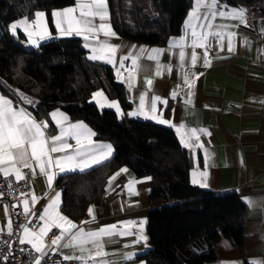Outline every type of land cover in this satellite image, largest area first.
<instances>
[{
	"label": "trees",
	"instance_id": "1",
	"mask_svg": "<svg viewBox=\"0 0 264 264\" xmlns=\"http://www.w3.org/2000/svg\"><path fill=\"white\" fill-rule=\"evenodd\" d=\"M75 0H0V82L11 94L30 97L36 116L54 109L84 120L95 137L107 139L112 155L84 171L57 178L61 188V211L81 220L87 205L99 199L108 175L120 166L135 177H151L150 207L146 217L149 248L141 254L146 264H203L211 259L219 237L232 247L243 243L246 204L235 191L215 193L189 183L184 149L167 126L122 116L89 101L101 89L123 109L130 108L122 85L114 80L109 65L88 59V51L76 36L50 38L38 46H25L24 35L6 29L20 17H33L72 5ZM228 3L255 0H224ZM110 23L120 37L147 44H164L181 31L192 0H107Z\"/></svg>",
	"mask_w": 264,
	"mask_h": 264
},
{
	"label": "crops",
	"instance_id": "2",
	"mask_svg": "<svg viewBox=\"0 0 264 264\" xmlns=\"http://www.w3.org/2000/svg\"><path fill=\"white\" fill-rule=\"evenodd\" d=\"M195 2L196 0H192L191 6L185 13L181 31L177 35L167 37L164 44L135 42L122 38L117 34L116 37L107 38L110 43L120 46L116 54L117 61L120 57L132 53L134 56L139 57L138 63L140 67L133 74V78L130 81L132 86L130 88L127 77L132 67L131 59L125 61L124 68H120L118 62L113 66L111 63L96 60L111 67L114 80L122 85L125 98L130 103V108L128 109H123L119 104L123 115H119L115 108L106 106L103 108L113 109L119 118L122 116L136 117L170 127L186 153L190 184L215 193L235 191L244 202L245 199L242 197H246L255 203L254 207H249L248 203L245 202L246 214L242 245L240 247H232L230 239L219 237L217 242L212 246L213 257L205 260L203 264H253V262L255 264H264V117H261L259 114V107L264 103V66L260 63L261 50L264 47V31H262L264 29V19L254 20L245 26L237 20L217 17L214 24L227 25L228 28L225 31L236 32L237 35L233 38L234 51L228 52L227 38L223 41L224 50L220 51L219 43L210 37L213 44L209 48L208 56L211 66H204V49L201 48L196 49L198 60L193 66L190 61L192 49L185 47L184 51L187 55L182 70L179 59L180 49L172 48L168 50L169 41L174 38L178 40L185 35L186 31L190 34L191 29H186L185 22L189 13L193 10ZM255 2L264 7V0H255ZM74 4L75 1L72 5L52 9L50 17L53 30L48 28L51 36L40 40L37 35H33L32 40H36L39 44L50 38L68 37L59 35L53 23L52 12L72 7ZM219 5L218 11L231 7H242L245 9L246 6L243 1L228 3L224 0H219ZM200 11L203 13L205 9L202 8ZM21 18L7 24L6 29L9 33H11L10 25ZM32 18L28 19L31 21ZM106 22L110 23V14L109 20ZM202 22L194 21L197 24ZM233 25L239 26L233 27ZM32 30L31 28L29 29V31ZM197 30L203 31L199 27ZM17 32L24 35L22 43L25 46H34L22 29H18ZM76 37L80 39L83 46L85 43H89L90 47H85V49L88 51V56L91 55L92 42L85 41L83 36ZM100 39L104 40L106 38L101 35ZM245 40H247V43H245ZM188 43L190 44V40ZM133 45L136 46L135 49L132 47ZM140 48L148 50L165 49L166 51L158 57L159 64L162 66L170 65L171 71L169 72L166 67H162L160 69L161 75L157 76L155 74L157 68L156 61L148 60L147 55L149 53L141 54ZM117 69L121 73L119 77L117 76ZM184 73L189 74L190 82L194 81L191 89L184 83ZM192 73L196 75H192ZM201 73L202 75H200ZM197 76L199 77L198 79ZM146 79H152L153 83L151 86L145 83ZM173 91L177 93L175 98L171 95ZM189 91L193 93L191 97L188 95ZM142 93L145 94V112H148L149 115H152L149 110L151 98L153 96H160L163 100H167V104L157 102V112L155 115L158 119L168 120L176 125L183 123L187 129H206L210 135L197 132L199 141L197 142L195 138L189 141L190 143H198L202 146L185 148L181 144L180 136L174 127L158 123L156 119H145L143 115H127L129 112L139 109L140 95ZM12 94L0 82V95H5L13 100L14 106L26 108L38 121H48V135L58 134L59 129L50 117V113L57 109L50 111L47 115L36 116L32 112V104H26L21 100V94L23 93L13 92ZM23 95L26 96L25 94ZM188 99H191L190 104L185 103ZM111 101L109 100L108 102ZM116 102L118 101L116 100ZM58 110L65 114L70 122L82 121L94 132L84 120L70 117L64 111ZM92 139L96 144L111 145L104 138L98 139L94 136ZM69 143L75 146L76 142L75 140H69ZM112 153L113 147L111 155ZM122 168H127L128 171L121 172L112 182L111 187H109V178ZM55 171L58 172V169H55ZM194 171L197 173L195 176L197 183H193L194 177L192 173ZM70 172L74 171L59 173L55 177L51 189L48 188L46 177L39 174L33 177L30 192H35L38 197H41L33 208L35 211H42L43 206L48 203L47 195L45 194L53 195L55 192L61 193V188L56 184L57 178ZM202 172H207V176H201L200 173ZM146 178L148 177H135L128 167L120 166L108 175L103 195L87 205L85 214L81 220H73L60 209L64 216H67L78 226L86 229L96 230L102 226L115 224L118 231L133 233L127 236L112 237L105 245V251H107L108 256L104 259L112 262V264H146L141 254L149 248L148 242L140 239L139 242L134 243L137 236L142 235L147 237L146 217L150 207L149 191L151 180ZM130 182L132 183L134 192L138 193V195L129 192L127 185ZM201 183H206L207 187H201ZM24 199H28L29 207H32L31 196L24 197L21 201ZM21 201L19 205L21 210H23ZM5 205V203H0V228H3V232H7L6 225L9 219V210L7 215L4 212ZM90 207H93L95 220H92V217L88 214ZM82 221L91 222L81 224ZM126 221H136L137 223L135 225L122 223ZM140 221H144V223L141 224ZM42 223L38 221V226ZM55 232L59 234V229H56ZM45 244L49 245L45 249L46 253H51L55 248H58L57 254L62 259L64 255H79V252L76 251L74 253L72 248L53 246L51 245V241L50 243L45 242ZM128 253L134 254L133 259L128 260L124 258L125 254ZM73 261L81 264L79 260ZM89 264H91V261Z\"/></svg>",
	"mask_w": 264,
	"mask_h": 264
},
{
	"label": "snow or ice",
	"instance_id": "3",
	"mask_svg": "<svg viewBox=\"0 0 264 264\" xmlns=\"http://www.w3.org/2000/svg\"><path fill=\"white\" fill-rule=\"evenodd\" d=\"M220 7L219 0H196L193 10L189 13V16L185 22L186 29H191L190 34L186 31L185 35L177 39H171L169 41L168 50L172 48H179V59L181 61V69L184 68V62L186 60L185 47L192 49L190 53V61L194 66L198 60L197 48L204 49L203 52V64L205 67L211 66L209 60V48L213 46L210 37L217 41L220 45V51L224 50L223 41L227 38V50L233 52V38L237 35L233 31H225L228 28L227 25H216L214 21L217 17L224 19H232L239 21L240 24L247 26L246 13L244 8L231 7L226 10H217ZM205 9L201 13V9ZM53 23L60 36H83L85 41H91V55L88 56L90 60H101L115 66L117 62L120 68L125 67V61L131 59L132 67L129 70L127 81L131 88L130 81L133 78V74L139 70V57L134 56L132 53H128L119 58L117 61L116 54L120 48L119 45L110 43V37H116V33L112 30L109 20L107 0H75V4L72 7H68L62 10L52 12ZM194 21L202 23H194ZM239 25H233L238 27ZM203 29L198 31L197 28ZM33 29L29 31V29ZM22 29L28 36L29 40L34 46H38L36 40H32L33 35H37L40 40H43L51 36V33L47 27L46 13L43 11H35L33 18L30 21L28 17H22L20 20L13 22L10 25V30L13 36L17 35V30ZM215 29V30H214ZM264 31V29H262ZM103 35L106 39L101 40L100 36ZM190 40V44L188 41ZM247 43V40H245ZM84 47H90L89 43H85ZM134 49L136 46H132ZM140 53H149L147 55L148 60L156 61V75L160 76L162 67H166L171 71V66H162L159 64L158 57L163 54L165 49H139ZM223 58V57H217ZM121 75L119 69H117V76ZM192 75H196L192 73ZM202 75V73L200 74ZM199 77L197 76V79ZM184 83L191 89L194 85V81H189V74H183ZM145 83L151 86L152 79H146ZM193 93L189 91L188 95L191 97ZM172 97L175 98L177 93L173 91ZM97 97H102L104 102L98 100ZM93 99L96 100L100 107L115 108L119 115L121 109L119 103L116 101L108 102L107 97L104 96L102 91H98L93 94ZM21 100L26 104H33L27 96L21 94ZM157 102L167 104V100H163L160 96H153L150 102V112H145V94L140 95L139 109L134 112H129V116L143 115L145 119H156L158 123L170 125L176 129L177 134L180 136V142L185 148H194L202 146L190 143L193 138L198 142L199 135L197 132L210 135L206 129H187L186 125L181 123L179 125L173 124L171 121L158 119L155 115L157 112ZM186 104L191 103V99L185 101ZM175 111V110H173ZM51 120L58 127L59 132L57 135H48L49 122L38 121L32 113L27 111L24 107L14 106L13 100L5 95H0V176L4 179L14 177L15 182L22 180L27 181L28 172L32 177L37 174L46 177L48 188L51 189L55 177L59 173L69 171H84L95 165L103 163L107 160L112 151L110 144H96L92 137L96 134L82 121L70 122L68 117L60 112L58 109L50 113ZM69 140H75V146L69 143ZM38 169V173H37ZM58 169V172L55 171ZM127 168L120 169L119 172L113 174L109 178L108 184L111 187L112 182L121 172H127ZM194 179L193 183H197L195 176L197 173H192ZM201 176L206 177L207 172L200 173ZM148 180L151 177L146 178ZM9 188L12 187L11 181L9 182ZM201 187H207L206 183H201ZM128 190L132 194L134 192L132 183L128 185ZM3 194L0 193V196ZM22 196H31V205L29 207V200L24 199L21 201L23 204V212L17 213V215H24L26 223L19 225L22 229V234L19 238L20 244H29L36 253L40 256L34 261V264H41L43 256L47 255L45 249L49 245L45 244V238L51 240V245L64 248H72L74 253L79 252V255H64V260H79L81 264H112V262L104 259L108 256L105 251V245L112 237L115 236H127L133 233L129 231H118L117 225H106L96 230L86 229L78 226L67 216H64L60 211L61 193L55 192L53 195H47L48 203L43 206L42 211H33L36 203L41 199L35 192L21 193ZM245 202L249 207H254L255 203L248 200L246 197ZM18 207V205H13ZM4 212L7 215L8 206H4ZM88 214L95 220L93 215V207H90ZM31 217H36L38 221L43 222L38 227L32 225ZM91 221H82L81 224H87ZM126 225H135L136 221L122 222ZM141 224L144 221H140ZM7 234L13 235V222L9 217L7 222ZM59 229V234L53 232V229ZM0 232H3V228H0ZM51 233V236L49 234ZM107 238V239H106ZM140 239L147 241L146 236H137L134 243L139 242ZM63 242V243H62ZM7 243V242H5ZM131 253L125 254V259H133ZM7 260V257H4ZM255 264V262H253Z\"/></svg>",
	"mask_w": 264,
	"mask_h": 264
},
{
	"label": "built area",
	"instance_id": "4",
	"mask_svg": "<svg viewBox=\"0 0 264 264\" xmlns=\"http://www.w3.org/2000/svg\"><path fill=\"white\" fill-rule=\"evenodd\" d=\"M247 10L246 20L247 23H251L254 20L264 19V7L260 6L258 3L250 2L245 6ZM260 63L264 66V47L261 50V59ZM259 114L261 117H264V103L259 107ZM25 172H28L27 181L15 182L14 177H9L4 179L0 176V193L3 195L0 196V203H5L8 206L9 217L13 222V235L9 236L7 232H0V264H34V261L37 257L40 256L39 253H36L34 249L31 248L27 243L20 244L19 238L21 235V229L19 225L26 223L24 215H17V213H22L23 210L20 208V201L26 196H22L21 193H29L32 187V175L29 170L25 169ZM11 181L12 187L9 188V182ZM60 188H63V185H59ZM13 204H17L18 207H13ZM33 211H35L33 209ZM32 225L29 227L36 226L38 227V220L36 217H31ZM56 229H53L55 232ZM51 236V233L49 234ZM49 238H45L46 243H50ZM7 242V243H5ZM58 248L51 253L43 256L41 264H78V262L73 260H64L60 258L57 254ZM7 257V260L4 259Z\"/></svg>",
	"mask_w": 264,
	"mask_h": 264
},
{
	"label": "rangeland",
	"instance_id": "5",
	"mask_svg": "<svg viewBox=\"0 0 264 264\" xmlns=\"http://www.w3.org/2000/svg\"><path fill=\"white\" fill-rule=\"evenodd\" d=\"M37 11H43V10H37ZM43 12H44V11H43ZM47 27L49 28L48 24H47ZM98 91H102V90H101V89H97V90L93 91V93L91 94V96H90V98H89V101L95 102V103L97 104L96 100L93 99V94L96 93V92H98ZM102 92H103V91H102ZM103 93H104V92H103ZM104 96L107 97L105 93H104ZM29 98H30V97H29ZM30 99H31V98H30ZM97 99H98V100H101V102H104V100H103L102 97H97ZM109 100L116 101V100L113 99V98L110 99V98L107 97V101H109ZM112 101H111V102H112ZM97 105H98V104H97ZM98 106H99V105H98ZM99 107H100V106H99ZM100 108H102V107H100Z\"/></svg>",
	"mask_w": 264,
	"mask_h": 264
}]
</instances>
